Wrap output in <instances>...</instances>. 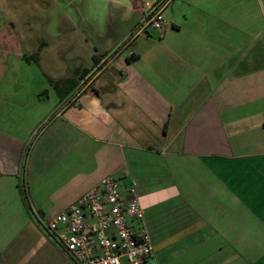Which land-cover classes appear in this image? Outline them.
Listing matches in <instances>:
<instances>
[{
	"label": "crops",
	"instance_id": "1",
	"mask_svg": "<svg viewBox=\"0 0 264 264\" xmlns=\"http://www.w3.org/2000/svg\"><path fill=\"white\" fill-rule=\"evenodd\" d=\"M56 3L100 59L45 73L0 10V264H72L34 215L111 173L147 264H264V0Z\"/></svg>",
	"mask_w": 264,
	"mask_h": 264
},
{
	"label": "built area",
	"instance_id": "2",
	"mask_svg": "<svg viewBox=\"0 0 264 264\" xmlns=\"http://www.w3.org/2000/svg\"><path fill=\"white\" fill-rule=\"evenodd\" d=\"M165 22L161 14L152 19L155 28ZM34 218L72 264H147L156 255L133 178L124 189L108 174L62 212Z\"/></svg>",
	"mask_w": 264,
	"mask_h": 264
},
{
	"label": "rangeland",
	"instance_id": "3",
	"mask_svg": "<svg viewBox=\"0 0 264 264\" xmlns=\"http://www.w3.org/2000/svg\"><path fill=\"white\" fill-rule=\"evenodd\" d=\"M63 9V8H62ZM56 0H0V10L19 32L28 26L33 58L45 73L62 75L93 63V49L78 36ZM72 13L70 9H67ZM69 15V14H68ZM24 22V24L22 23ZM26 34V33H25Z\"/></svg>",
	"mask_w": 264,
	"mask_h": 264
},
{
	"label": "trees",
	"instance_id": "4",
	"mask_svg": "<svg viewBox=\"0 0 264 264\" xmlns=\"http://www.w3.org/2000/svg\"><path fill=\"white\" fill-rule=\"evenodd\" d=\"M93 58H94V62L95 63H98V61H99L100 58L97 55H94ZM25 59L28 62H31V60L34 59V58H33V55H31V56H26Z\"/></svg>",
	"mask_w": 264,
	"mask_h": 264
}]
</instances>
